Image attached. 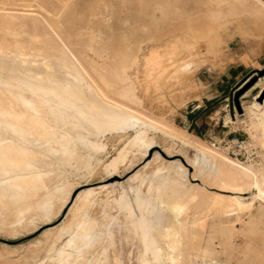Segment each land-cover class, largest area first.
Wrapping results in <instances>:
<instances>
[{"label": "rangeland", "instance_id": "374dc122", "mask_svg": "<svg viewBox=\"0 0 264 264\" xmlns=\"http://www.w3.org/2000/svg\"><path fill=\"white\" fill-rule=\"evenodd\" d=\"M59 1L0 0V48H8L0 55V58L3 56L7 59L2 57L0 62V92L9 89L34 97L21 85L22 64H15L16 72L7 70L12 62L11 57L19 49L32 51L38 47L46 54H53L55 60L67 57L91 70L85 55L88 50L75 31L76 25L87 17L88 25L95 31L97 41H100L99 47L104 51L106 49L112 60L128 63L137 58L138 63L128 71L136 87L138 101L126 103L137 112L155 118L164 127L149 131L155 145L147 156L142 152H129L117 173L110 170L109 164L122 149H131L129 142L135 136L134 131L113 136L108 133L100 135V141L107 145L106 152L97 154L84 146L75 160L57 166L58 176L44 165L43 170L49 172L45 180L57 194L54 199L56 208L53 207L52 216L48 218L44 217L39 207L36 209L38 215L34 218H17L18 209H12V212L18 210L14 213L15 218L11 211L1 213L0 264H38L55 256L67 241L66 236L59 240V234L63 227L73 225L77 220L75 202L88 190L96 192L88 209L98 227L90 239V247L85 251L86 261L81 264H103L106 259L111 264L121 259L124 264H142V245L135 234V217L128 213L125 200L121 199L137 173L135 184L144 198L150 196L151 176L162 170L176 177L179 164L172 162L190 161L193 169L188 167L189 176L185 180L178 178L187 186L189 193L186 194L194 198L182 216L188 219L193 215L208 214L214 194L227 195L220 188V180L227 168L220 161L213 165L215 167L203 161L199 167H195L196 160L202 158L199 148L185 145L176 133L185 134L228 159L230 157L215 144V140L246 139L259 149V163L251 166L236 160L234 162L249 168H257L264 162V148L249 135L252 123L250 110L254 109L257 96L264 91V0H247L246 4L238 0H214L223 4L222 8L213 0H105L102 7L101 1L103 3L104 0H71L74 7H84L82 14L85 15L80 16L72 11L68 16H63L62 31L51 25ZM180 12L186 16L185 19H182ZM49 25L54 28V33L49 31ZM34 36H40L44 42L33 43ZM187 36L194 37L203 47L200 58L206 61L194 77L196 87L194 91L192 89L174 99L166 96V103L158 102L156 93L144 88L146 59L155 50L169 57L166 56V47ZM51 40L58 42L49 44ZM62 40L73 43L61 45ZM88 54L93 56L92 52L88 51ZM99 61L103 65L104 61ZM102 88L108 95L115 94L117 98L116 92L104 86ZM227 98L231 99L236 111L245 113V116L235 121L232 119L234 112L231 115L223 112ZM69 114L79 121L85 135L87 131L95 133L94 127L75 111ZM59 128H63V124H59ZM67 130L72 131V125ZM230 160L233 161L232 158ZM201 170L205 171L204 175L199 174ZM114 174L120 179L113 177ZM200 181L204 189L196 186ZM254 193L258 192L254 190ZM133 197L136 198L135 193ZM256 203L253 210L243 212L241 219L232 223L223 224L218 216L208 217L209 234L200 245L209 259L217 261L216 264H264V203ZM172 222L173 217L166 210L158 229ZM186 236V243L189 244L190 233L187 232ZM206 246H209L208 250ZM187 257L186 252L184 261Z\"/></svg>", "mask_w": 264, "mask_h": 264}, {"label": "bare ground", "instance_id": "6f19581e", "mask_svg": "<svg viewBox=\"0 0 264 264\" xmlns=\"http://www.w3.org/2000/svg\"><path fill=\"white\" fill-rule=\"evenodd\" d=\"M238 1L242 4L247 3V0ZM59 2L58 9L52 15L51 25L62 31L63 16H68L72 11L81 14L80 16L85 14H82L84 11L82 5L74 7L71 0ZM213 2L222 8L223 4L214 0ZM102 4H105V0L103 3L101 1V7ZM106 4L109 5L107 2ZM104 8L106 7L103 5ZM180 15L185 19L184 14L180 12ZM84 19L76 25L75 31L79 33L85 48L93 53V56L89 55L88 51L85 54L91 70L67 57L62 56L63 58L55 60L53 54H46L38 47L32 51L19 49L10 59L12 62L7 70L11 73L16 72L18 69L15 64L20 62L23 65L22 72L20 71L21 85L34 97H29L25 92H14L9 89L0 92V214L18 209L19 212L18 210L12 212L13 216L18 212L17 218H26L25 216L34 218L38 215L36 209L39 207L45 218L51 217L57 194L45 180L49 172L43 170L44 165L58 176L60 173L57 166L75 160L82 147L87 146L97 154L106 152L107 145L100 141V135L108 133L113 136L134 131L135 136L129 142L131 149H122L109 164L110 170L117 173L120 164L128 158L129 152H142L147 156L155 145L149 131L164 127L155 118L137 112L127 104L128 101H138L136 87L128 71L138 63L137 58L128 63L112 60V56L105 52L106 49L104 51L99 47L100 41H97L95 31L88 25L87 17ZM52 26L49 25L48 29L54 33ZM42 40L40 36L32 38L36 44L44 42ZM57 42L51 40L49 44ZM60 42L61 45L73 43L70 40ZM7 49L0 48V55ZM169 49L171 50L168 51ZM166 50V56L170 55L169 57H164L165 54L155 50L150 53L144 64V88L146 91L152 89L161 103H166V96L174 99L195 88L194 77L206 63L200 58L204 52L203 47L194 37L178 39L170 43ZM99 60L104 61L103 65ZM8 84L14 85L10 82ZM102 86L116 92L117 98L114 97L115 94L108 95ZM256 101L254 109L250 110L252 123L249 135L264 148V98H261V94L257 96ZM71 111H75L89 122L95 133L87 131L85 135L79 127V121L71 118L69 114ZM59 124H63V128L60 129ZM69 125H72V131L67 130ZM176 135L185 145L199 148L202 158L196 160L195 167H199L201 161L210 166L220 161L227 168L220 180V188L226 191L227 195L214 194L212 204L207 210L208 214L204 216L193 215L189 219L182 217L186 213L188 203L194 198L186 194L189 190L179 180H185L189 176V168L193 169L192 164L188 160L183 162L181 160L172 162L175 165L179 164L176 167V177H171L162 170L151 176L150 196L144 198L141 196L135 184L137 173L121 199L125 200L128 213L135 217V234L140 238L142 245V264H216L217 261L209 259L200 245L203 238L209 234L208 217L218 216L223 224L232 223L233 220H240L243 212L253 210L257 201L264 203V162L257 168L244 167L234 162V159L232 161L231 158L223 157L218 154L219 152H214L212 148H207L205 144L202 145L185 134ZM199 174L204 175L205 171L201 170ZM113 177L120 179L117 174ZM196 186L199 189L205 188L201 181ZM254 190L258 193L255 194ZM95 193V190H88L77 198L75 206L78 218L73 225L63 227L58 238L60 240L66 236L67 241L55 256L38 264H81L86 261L85 251L90 247V239L98 227L97 221L88 209ZM134 193L136 198L133 197ZM166 210L173 217V222L163 229H158L160 219ZM187 232L190 233L189 244L186 243ZM208 249L209 246H206V250ZM186 252L188 257L184 261ZM103 264L111 263L106 259ZM115 264L124 263L121 259Z\"/></svg>", "mask_w": 264, "mask_h": 264}, {"label": "built area", "instance_id": "2783aa9c", "mask_svg": "<svg viewBox=\"0 0 264 264\" xmlns=\"http://www.w3.org/2000/svg\"><path fill=\"white\" fill-rule=\"evenodd\" d=\"M224 108L223 112L231 115L234 112V119L235 121L238 120V118L245 116V113H238L236 111L235 106L231 102L230 98H227L224 100ZM215 144H218L221 147V150L229 156L230 158L239 161L241 163L245 164H258L260 160V152L259 149L252 146L250 141L246 139H239V138H233V139H223L221 141L215 140Z\"/></svg>", "mask_w": 264, "mask_h": 264}, {"label": "water", "instance_id": "95a60500", "mask_svg": "<svg viewBox=\"0 0 264 264\" xmlns=\"http://www.w3.org/2000/svg\"><path fill=\"white\" fill-rule=\"evenodd\" d=\"M254 83H255V81L252 82V84H254ZM252 84H251V85H252ZM261 98H264V91H263V93L261 94ZM238 106H239V105H238Z\"/></svg>", "mask_w": 264, "mask_h": 264}, {"label": "crops", "instance_id": "0c3cea01", "mask_svg": "<svg viewBox=\"0 0 264 264\" xmlns=\"http://www.w3.org/2000/svg\"><path fill=\"white\" fill-rule=\"evenodd\" d=\"M248 81H249V79L246 82H248Z\"/></svg>", "mask_w": 264, "mask_h": 264}]
</instances>
